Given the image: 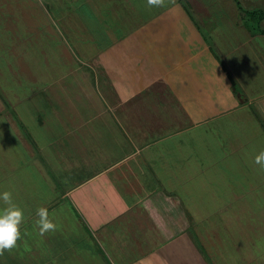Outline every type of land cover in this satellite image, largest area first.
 Here are the masks:
<instances>
[{
    "label": "crops",
    "instance_id": "0c3cea01",
    "mask_svg": "<svg viewBox=\"0 0 264 264\" xmlns=\"http://www.w3.org/2000/svg\"><path fill=\"white\" fill-rule=\"evenodd\" d=\"M69 4L77 8L72 5L70 11ZM34 9L44 18L53 9L58 26L76 25L69 34L72 42L93 52L91 63L103 69V82L120 96V115H139V123L114 127L102 119L97 122L101 114L90 109L99 124L77 122L72 129L75 137L85 132L82 141L52 138L45 143L27 138L20 108L39 94L10 89L0 94V156L10 153L0 167V191H10L25 215L17 246L0 253V264H79L81 259L99 264L102 258L104 264L103 254L110 253L121 260L113 264H214L196 229L204 231L213 216L209 209H197L198 217L190 196L214 191L209 180L217 175H209L208 161L201 158L211 123H216L217 134L251 132L242 140L239 135L238 145H232L250 153L254 147L249 137L255 141L264 135V0H162L160 7H149L147 0H0V34H16V19L10 16L29 18ZM230 9L237 20L228 14ZM45 123L41 118L39 125ZM113 128L123 129V142H106ZM39 141L42 147H55L48 158L39 154ZM105 143L114 149L109 152ZM124 143L131 147H122ZM234 191L217 187L221 197L234 195L222 197L223 212L240 195ZM40 207L49 209L55 231L39 234L35 221ZM238 212L240 216L243 211ZM97 235L108 246L101 248L105 253L97 251ZM22 248L26 250L20 258Z\"/></svg>",
    "mask_w": 264,
    "mask_h": 264
},
{
    "label": "rangeland",
    "instance_id": "374dc122",
    "mask_svg": "<svg viewBox=\"0 0 264 264\" xmlns=\"http://www.w3.org/2000/svg\"><path fill=\"white\" fill-rule=\"evenodd\" d=\"M16 1L14 0V2ZM72 5L69 4L66 7L70 10ZM76 5L73 6L77 8ZM224 5L226 9L229 6ZM16 11L18 10L16 9ZM228 12L233 20H237L236 13L232 9ZM69 14L73 16V13L69 12ZM79 14L76 12L77 17H79ZM10 17L16 19L15 32H17L16 34H7L8 31L3 32L7 35L12 34L10 36L0 34V94L10 92L9 89L13 92L26 91L29 95L39 94L33 103L28 101L20 103V108L22 112L24 111L27 138L30 135L33 139L45 143L47 142L46 139L52 138L62 139L63 141L65 139V142L68 143L72 140L79 143V141H82L80 139L85 132L80 130L81 136L75 137L72 131L74 123L80 122V125L90 124L91 126L99 124L94 122L93 111L91 112L90 109H95L97 113L101 114L96 116L97 122L102 119L110 122V125H114V127L117 123L125 124V127L128 124L136 125L139 123V115H129L128 119H123V116L120 115L118 109L120 96L118 93L112 92L111 84L103 82L105 81L102 76L105 75L102 72L103 69L94 67L91 63L90 58L93 52L82 50L81 47L87 46L72 42L70 38L72 36L69 34L71 29L76 28V25L65 22L61 26L56 25L57 18L53 9L45 18L43 13H39L35 9L30 13L29 18L21 16V13L13 14ZM73 21L75 22V20L69 19L70 23ZM249 21L254 27H258L256 18H251ZM2 22L3 19L1 24ZM6 46H10L11 49L15 47L16 50L14 49V52L8 51L4 48ZM13 77L15 80H11L9 84L8 79ZM6 103L8 105V100H6ZM10 106L13 107L12 104ZM17 111L19 110L17 109ZM19 117H21L20 112ZM41 118L46 120V123L39 125ZM217 122V125H219L220 121ZM147 125L150 126V123ZM211 125H213V127L211 126L212 130L208 133V136L203 138L208 142V148L206 146V152H201V158L208 161L209 175L213 177L217 175V178H213L214 180H209V185L214 186L212 187L214 191L207 192V194L212 195L190 196L193 210H195L198 217L200 214L197 213V209L202 212L209 209L211 212L207 213L213 216V218H207L204 223V231L200 230L201 227L200 229L196 228L199 237L204 242L202 245L198 241V244L208 250L202 248L207 253L209 252L210 258L212 257L215 260H213L214 264H264V172L260 171V166L252 160L259 152L264 151V135L260 133L261 136L256 138L255 141L249 137L254 147V151L250 153L248 148H235L234 146L238 145L239 135L242 140L247 135H251V132L246 135L245 133L242 134L243 132L240 130H219L217 134L215 132L216 123L213 122ZM127 129H129L127 130L128 135L132 136V129L128 126ZM107 136L106 142L111 141L115 144V141H124L125 133L123 129L119 128V130L114 129V132L109 131ZM101 139L103 140V136H101ZM144 139L146 140L147 136ZM105 144L108 151L113 150L115 147V145L112 148L110 144ZM127 144L124 143L122 147L126 145L130 148L131 146L129 147V144ZM45 145L42 147L39 141L41 147L39 148V154L42 153L44 156L47 154L46 157L48 158V151L53 154L55 147L50 144H47L50 147ZM71 148L73 149L72 146ZM9 154L7 153L3 157L0 156L1 168H3V165L5 166L4 161L9 158ZM253 164L256 166L255 168H253ZM251 167L252 169L249 170ZM216 168H218V173L214 172ZM239 168L241 169L240 173L233 171V169ZM224 177H231L232 179ZM217 187L219 190L229 193L235 190L233 193L241 195L235 196L233 202L230 203L229 212H223L222 207L225 205L222 203V197L229 196L233 199L234 195H231V193L221 197L217 192ZM254 191L258 193L255 196L250 193ZM140 196L141 193L139 198ZM233 208L237 211H231ZM238 209L240 212L243 211L240 216ZM213 211H215L217 217L212 214ZM234 212L238 213L235 214ZM188 214L189 212H187ZM228 214H231L233 218L227 219L226 215ZM192 223L195 224L193 219ZM189 233L191 236H197L194 229H189ZM36 236L39 238L38 234ZM248 244L251 250H247ZM104 246L108 247L104 239H100L97 235V251L105 253L102 250ZM139 246L145 249L147 245L139 242ZM25 250L24 248L21 249L20 258ZM132 253L137 254V252ZM127 255L129 257L131 254ZM245 255L248 256L247 259H245ZM103 256L106 258L104 264L119 263L121 261L120 258L118 260V254L116 256V254L110 253L108 256L104 254ZM97 259H99L98 255ZM80 261L81 264H86L83 259L79 260V264ZM102 261L103 258L99 259L100 263H98L103 264ZM2 263L14 264L10 260L2 261ZM53 264H55V260Z\"/></svg>",
    "mask_w": 264,
    "mask_h": 264
},
{
    "label": "clouds",
    "instance_id": "9594fccd",
    "mask_svg": "<svg viewBox=\"0 0 264 264\" xmlns=\"http://www.w3.org/2000/svg\"><path fill=\"white\" fill-rule=\"evenodd\" d=\"M149 7H160L162 0H147ZM254 163L264 168V151L259 152ZM0 253L5 250H11L17 246L18 240L22 236V226L25 220L24 209L13 201L12 193L8 190L0 191ZM38 219L35 226L39 230V234L43 235L48 231H55L57 225L47 207H40L36 210Z\"/></svg>",
    "mask_w": 264,
    "mask_h": 264
},
{
    "label": "trees",
    "instance_id": "16d2710c",
    "mask_svg": "<svg viewBox=\"0 0 264 264\" xmlns=\"http://www.w3.org/2000/svg\"><path fill=\"white\" fill-rule=\"evenodd\" d=\"M254 12H257V11H253V12H251L252 14L254 13ZM260 19V18H259ZM264 126V125H263Z\"/></svg>",
    "mask_w": 264,
    "mask_h": 264
}]
</instances>
